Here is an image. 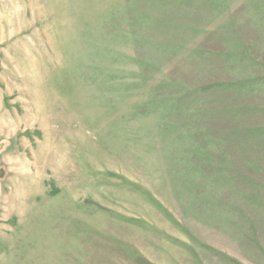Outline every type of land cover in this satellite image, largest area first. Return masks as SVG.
<instances>
[{"label": "rangeland", "instance_id": "1", "mask_svg": "<svg viewBox=\"0 0 264 264\" xmlns=\"http://www.w3.org/2000/svg\"><path fill=\"white\" fill-rule=\"evenodd\" d=\"M0 264H264V0H0Z\"/></svg>", "mask_w": 264, "mask_h": 264}]
</instances>
